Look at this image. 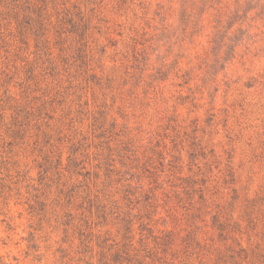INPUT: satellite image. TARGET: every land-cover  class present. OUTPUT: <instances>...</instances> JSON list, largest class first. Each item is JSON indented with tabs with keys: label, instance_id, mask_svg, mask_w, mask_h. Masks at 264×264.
<instances>
[{
	"label": "rangeland",
	"instance_id": "1",
	"mask_svg": "<svg viewBox=\"0 0 264 264\" xmlns=\"http://www.w3.org/2000/svg\"><path fill=\"white\" fill-rule=\"evenodd\" d=\"M0 264H264V0H0Z\"/></svg>",
	"mask_w": 264,
	"mask_h": 264
}]
</instances>
